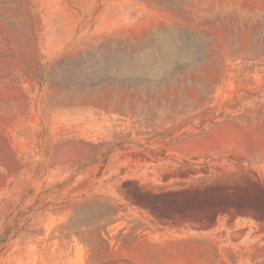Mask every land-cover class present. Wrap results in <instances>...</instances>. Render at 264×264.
<instances>
[{
  "label": "rangeland",
  "instance_id": "obj_1",
  "mask_svg": "<svg viewBox=\"0 0 264 264\" xmlns=\"http://www.w3.org/2000/svg\"><path fill=\"white\" fill-rule=\"evenodd\" d=\"M0 132V264H264V0H0Z\"/></svg>",
  "mask_w": 264,
  "mask_h": 264
},
{
  "label": "crops",
  "instance_id": "obj_2",
  "mask_svg": "<svg viewBox=\"0 0 264 264\" xmlns=\"http://www.w3.org/2000/svg\"><path fill=\"white\" fill-rule=\"evenodd\" d=\"M8 159L12 160L11 163L13 165V168L17 169L19 165V160L17 159V155L10 147L7 136L0 132V167L3 164L5 165L4 161ZM6 176H9V174H6Z\"/></svg>",
  "mask_w": 264,
  "mask_h": 264
}]
</instances>
